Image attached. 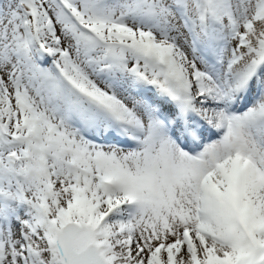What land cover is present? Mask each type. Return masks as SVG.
<instances>
[{
    "label": "snow or ice",
    "instance_id": "6c2138e0",
    "mask_svg": "<svg viewBox=\"0 0 264 264\" xmlns=\"http://www.w3.org/2000/svg\"><path fill=\"white\" fill-rule=\"evenodd\" d=\"M0 264H264V0H0Z\"/></svg>",
    "mask_w": 264,
    "mask_h": 264
}]
</instances>
